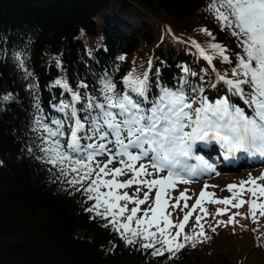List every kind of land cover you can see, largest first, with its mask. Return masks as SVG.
I'll return each mask as SVG.
<instances>
[{"label": "trees", "instance_id": "trees-1", "mask_svg": "<svg viewBox=\"0 0 264 264\" xmlns=\"http://www.w3.org/2000/svg\"><path fill=\"white\" fill-rule=\"evenodd\" d=\"M261 6L0 0V264H264V180L213 195L169 243L123 223L118 190L101 186L85 150L94 122L128 121L135 133L256 121ZM152 212L172 224L167 198Z\"/></svg>", "mask_w": 264, "mask_h": 264}, {"label": "rangeland", "instance_id": "rangeland-1", "mask_svg": "<svg viewBox=\"0 0 264 264\" xmlns=\"http://www.w3.org/2000/svg\"><path fill=\"white\" fill-rule=\"evenodd\" d=\"M260 1L262 6L260 7L261 12L264 14V0H257ZM235 122H229V124L226 125L225 129L230 130L234 133H245L244 126H240ZM229 125V126H228ZM208 124L205 126L207 127ZM204 127L198 126L197 131L203 129ZM171 134L173 135L174 132L179 133L181 135V138L184 139L189 135V131H193L191 129H188V127L183 128L179 124H176L174 128L171 130ZM168 135L169 133H165ZM104 143V141H98ZM103 158V157H102ZM107 160L104 159L103 162ZM110 164V170L107 169V166L103 163V171H101L98 174V178L100 181V184H102V187H105L106 184L110 183V187H114L117 185H120V182H123V178L121 177V171H118V168H115L112 164V162H109ZM116 165H119L118 162H115ZM145 164V163H142ZM120 166V165H119ZM209 169H211V173H208V175L198 178L194 181H188L187 178L182 182V184L186 183L187 186H178V189L175 192H172V198L179 200L181 199H187L188 204L185 206L186 212L183 213L184 208L182 207L184 204H181V206H177L175 210V214L171 215L172 224L168 225L165 220L162 218V220L155 222V220L151 217L152 212H149V207L151 205V202H148L149 200L144 202H139L138 199L140 195L135 196H129L127 193L123 194L121 189H118L117 192V200L115 203L118 202V204H122L123 210L113 209L115 212L120 214V217L123 219V223L129 221L133 222L134 225L141 228H146L149 232L157 233V235H160L163 240H167V242H174L175 239H177V235L181 234L183 231L188 228L190 221L192 220L193 216L197 214L198 207L194 212H190V205L192 203L197 202L196 196L199 193H204L201 202H205L208 199H212L213 195H217L220 198H222L226 193H229V187L233 185L234 183H238L241 180L245 181L246 179L254 177L255 179L259 178V176H262L259 174L260 170H264V163L261 164L259 167H253V168H247V167H238V169H231L228 171H220L219 169L217 171H214V168L212 165L208 166ZM126 170L130 171L131 166H128ZM133 177V175H130ZM264 178V175H263ZM120 180V182H119ZM254 180V179H253ZM186 187V191H185ZM181 189V190H179ZM186 193V198L183 197V193ZM129 193V192H128ZM230 195V194H229ZM143 196V195H142ZM141 196V197H142ZM176 197V198H175ZM150 199V198H149ZM200 202V203H201ZM203 204V203H202ZM131 206L133 208H131ZM199 206V205H198ZM136 207V208H134ZM129 208V209H128ZM127 209V210H125ZM183 213V214H182ZM195 213V214H194ZM183 217H187L186 220L183 221ZM194 220V219H193Z\"/></svg>", "mask_w": 264, "mask_h": 264}, {"label": "bare ground", "instance_id": "bare-ground-1", "mask_svg": "<svg viewBox=\"0 0 264 264\" xmlns=\"http://www.w3.org/2000/svg\"><path fill=\"white\" fill-rule=\"evenodd\" d=\"M231 121H233V120H235V118L234 117H231V119H230ZM120 125H121V123H120Z\"/></svg>", "mask_w": 264, "mask_h": 264}]
</instances>
